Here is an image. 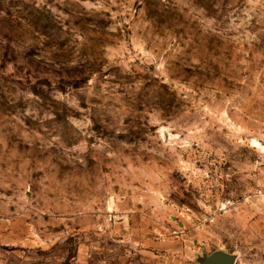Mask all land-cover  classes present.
<instances>
[{
  "label": "rangeland",
  "instance_id": "1",
  "mask_svg": "<svg viewBox=\"0 0 264 264\" xmlns=\"http://www.w3.org/2000/svg\"><path fill=\"white\" fill-rule=\"evenodd\" d=\"M264 0H0V264H264Z\"/></svg>",
  "mask_w": 264,
  "mask_h": 264
},
{
  "label": "water",
  "instance_id": "2",
  "mask_svg": "<svg viewBox=\"0 0 264 264\" xmlns=\"http://www.w3.org/2000/svg\"><path fill=\"white\" fill-rule=\"evenodd\" d=\"M237 255L235 253L216 250L199 257L200 264H236Z\"/></svg>",
  "mask_w": 264,
  "mask_h": 264
},
{
  "label": "built area",
  "instance_id": "3",
  "mask_svg": "<svg viewBox=\"0 0 264 264\" xmlns=\"http://www.w3.org/2000/svg\"><path fill=\"white\" fill-rule=\"evenodd\" d=\"M255 195L263 200L264 202V186L258 185L255 189Z\"/></svg>",
  "mask_w": 264,
  "mask_h": 264
}]
</instances>
